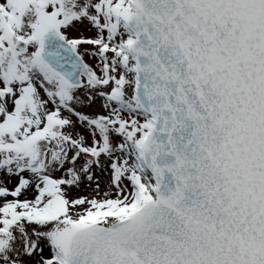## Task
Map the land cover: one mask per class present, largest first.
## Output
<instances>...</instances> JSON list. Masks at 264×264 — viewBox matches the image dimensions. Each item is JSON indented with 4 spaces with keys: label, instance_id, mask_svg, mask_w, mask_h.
Wrapping results in <instances>:
<instances>
[{
    "label": "snow or ice",
    "instance_id": "obj_1",
    "mask_svg": "<svg viewBox=\"0 0 264 264\" xmlns=\"http://www.w3.org/2000/svg\"><path fill=\"white\" fill-rule=\"evenodd\" d=\"M0 264H264V0H0Z\"/></svg>",
    "mask_w": 264,
    "mask_h": 264
}]
</instances>
